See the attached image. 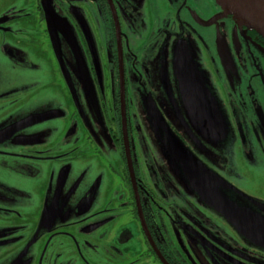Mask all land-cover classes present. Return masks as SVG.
<instances>
[{
	"label": "flooded vegetation",
	"instance_id": "af4514ba",
	"mask_svg": "<svg viewBox=\"0 0 264 264\" xmlns=\"http://www.w3.org/2000/svg\"><path fill=\"white\" fill-rule=\"evenodd\" d=\"M195 1L0 0V264H264V38ZM185 40L200 47L193 67ZM176 43L200 90L176 76ZM158 60L177 81L160 82L212 122L197 144L171 128L202 187L222 183L240 201L202 191L220 214L184 190L143 130ZM200 74L218 75L210 94ZM51 121L63 126L40 127ZM87 150L104 163L88 184Z\"/></svg>",
	"mask_w": 264,
	"mask_h": 264
},
{
	"label": "rangeland",
	"instance_id": "374dc122",
	"mask_svg": "<svg viewBox=\"0 0 264 264\" xmlns=\"http://www.w3.org/2000/svg\"><path fill=\"white\" fill-rule=\"evenodd\" d=\"M209 1V0H208ZM195 6L199 10L202 9V2L200 0H196L193 2ZM209 4V3H205ZM205 12V10H202ZM200 34V33H199ZM195 35H190L189 37H193ZM201 38L205 35L200 34L199 35ZM194 41V40H193ZM197 42V41H196ZM185 43L188 45L189 49V64L191 67H193L195 63V58H196V53L195 50L198 52L199 46L197 47V44L194 45L195 49L192 47L193 42L190 40H185ZM178 43H176L172 47L173 51V57L176 52V48ZM49 71V70H48ZM152 77L154 79L155 84L157 85L158 89V97L157 98H152V105L153 109L146 111L143 113L144 114V120L145 123H143V130L146 133H151L152 135V141L150 136L148 137V141L151 143V145H155L156 143V149L157 151L161 154V156H157L158 159L161 161L164 159L166 160L168 166L170 167V170L173 172H170L173 177L175 176V173L178 175L179 182L181 186L186 190L189 194L196 196H200L202 199L201 193L197 190V187L195 183H193V178H192V171L190 166L193 168V170L197 173L199 176L200 173H202V166L198 164L196 161L195 156L190 152L188 148H186L183 144L179 143L180 141L177 140V135L174 133V130L171 128V125L174 126L175 128L181 129L184 134L189 136V140L192 144H197L196 142L202 141L203 139L208 140L209 136H213L212 134V122L206 117V116H201L202 112L198 111L200 108V105L198 102L195 100V96H188L184 95L182 97H177L174 94V83H177L176 79L174 78L173 75H168L166 72V67L162 64V61H159L152 67ZM1 78L5 81L7 84V87L12 88L15 87L13 84L17 80H20L19 77L17 76V68L15 66L11 65H6V67H3L2 72H1ZM162 77H168L173 80V84L171 82L168 83V81H164L165 85H163V81L160 82V79ZM216 81H218V75L215 74ZM213 75H204L200 74L198 75V79L202 83L204 90L206 92H210V83L213 81L215 78ZM11 80V81H9ZM9 82V84H8ZM160 83L161 86L164 88V90L161 92L160 89ZM63 84V83H62ZM212 84V83H211ZM166 87L170 89V91H167ZM174 93V94H173ZM175 96V98L172 99V96ZM213 98H215V91H212ZM28 109V108H27ZM14 110V109H13ZM16 111L14 110L13 113ZM17 114V113H16ZM143 120V122H144ZM68 121H66L67 123ZM63 126V123H58V121H51V122H46L40 125V127H50L53 131H56V126L57 125ZM60 139V138H59ZM178 143L177 146L173 145V143ZM171 146V148H170ZM73 147H67L66 150H71ZM174 152V161H171L170 152ZM87 156H88V168L86 171L83 172V169H77L76 173H85V182L88 184L90 183L96 176L100 177L99 173H103V167L104 163L98 160L94 154L91 152V150L88 152L87 150ZM173 162V164H171ZM159 164H162L161 162H158ZM174 168H173V166ZM198 165V166H197ZM92 166V167H90ZM201 167V168H200ZM85 168V167H83ZM6 171L5 169H3ZM63 170H65V173L67 172L66 169H57L56 173H61ZM187 171L191 174H188ZM0 176L4 177V172L0 171ZM177 179V178H176ZM178 182V180H177ZM178 182V183H179ZM211 184L208 185V187L212 190L215 196H217L219 199H222L224 201H231L233 198L235 200V203H239L240 201L236 197H231V196H224L223 191L224 187H221V185H215L214 181L210 182ZM204 199V198H203ZM202 199V200H203ZM205 200V199H204ZM204 204L206 207H208L210 210H214L218 214H220L219 209H217L213 203L207 201V199L204 201ZM205 211V210H204Z\"/></svg>",
	"mask_w": 264,
	"mask_h": 264
},
{
	"label": "water",
	"instance_id": "95a60500",
	"mask_svg": "<svg viewBox=\"0 0 264 264\" xmlns=\"http://www.w3.org/2000/svg\"><path fill=\"white\" fill-rule=\"evenodd\" d=\"M215 5L219 7L221 12L230 16L232 20L241 28H244L246 31H253L258 35L264 38V0H213ZM184 48L183 51L180 49L177 50L175 54V72L176 76L179 80L183 79H191L193 85H195L196 89L200 90V84L197 82L196 77L193 74H189L190 70L187 66V53ZM201 92V91H200ZM189 168H191L193 178V183H195L197 190L202 193L205 192L206 198L217 197L214 195L212 190L207 187V189L202 187V182L204 179L202 177V173L198 176L197 173L193 170V168L189 164ZM209 189V190H208ZM224 206L228 207L230 205L224 204ZM231 207V206H230Z\"/></svg>",
	"mask_w": 264,
	"mask_h": 264
}]
</instances>
